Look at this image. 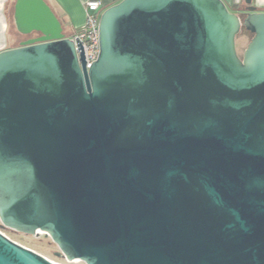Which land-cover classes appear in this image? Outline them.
Listing matches in <instances>:
<instances>
[{"label":"water","instance_id":"1","mask_svg":"<svg viewBox=\"0 0 264 264\" xmlns=\"http://www.w3.org/2000/svg\"><path fill=\"white\" fill-rule=\"evenodd\" d=\"M245 4L122 0L87 70L16 0L39 37L0 52V264H54L4 229L69 262L264 264V12Z\"/></svg>","mask_w":264,"mask_h":264},{"label":"crops","instance_id":"2","mask_svg":"<svg viewBox=\"0 0 264 264\" xmlns=\"http://www.w3.org/2000/svg\"><path fill=\"white\" fill-rule=\"evenodd\" d=\"M52 11L58 21L62 33L72 38L83 26L85 22V4L89 1L100 3V11L111 7L122 0H42ZM226 7L234 12L232 8L240 6L246 7L245 0H222ZM251 6L257 12H264V0H250ZM16 0H0V52L20 47L26 41L39 37V34L20 33L14 23V8ZM12 17L15 33L10 31V13ZM28 38V39H27ZM248 40L247 36H244Z\"/></svg>","mask_w":264,"mask_h":264},{"label":"built area","instance_id":"3","mask_svg":"<svg viewBox=\"0 0 264 264\" xmlns=\"http://www.w3.org/2000/svg\"><path fill=\"white\" fill-rule=\"evenodd\" d=\"M100 3L97 1H89L85 4V22L82 28L71 38L74 43L77 57L79 51L76 43V38L80 42L84 58L85 68L88 70L95 62L99 55V20L101 16ZM5 235V234H4ZM50 261V260H49ZM54 264H60L51 261Z\"/></svg>","mask_w":264,"mask_h":264},{"label":"rangeland","instance_id":"4","mask_svg":"<svg viewBox=\"0 0 264 264\" xmlns=\"http://www.w3.org/2000/svg\"><path fill=\"white\" fill-rule=\"evenodd\" d=\"M10 25H11L10 31H12V33H15L11 13H10ZM248 41L249 40H246L244 36L239 35L237 43H236V49L239 55H241V52L243 50L242 47L246 45ZM5 235L11 240H13L14 242L30 250H33L34 252L42 255L43 257H45L46 259L50 261L60 263V264H84L79 260H74V261L69 262V261H66L65 259L56 257L55 254L56 252H58V248L49 238H43L42 236L34 237V236L24 235V234L13 232L7 229L5 231Z\"/></svg>","mask_w":264,"mask_h":264},{"label":"trees","instance_id":"5","mask_svg":"<svg viewBox=\"0 0 264 264\" xmlns=\"http://www.w3.org/2000/svg\"><path fill=\"white\" fill-rule=\"evenodd\" d=\"M232 9H233V10H242V9H244V8H242V7H240V6H235V7L232 8ZM5 231H6V229L1 230V232L4 233V234H5Z\"/></svg>","mask_w":264,"mask_h":264},{"label":"flooded vegetation","instance_id":"6","mask_svg":"<svg viewBox=\"0 0 264 264\" xmlns=\"http://www.w3.org/2000/svg\"><path fill=\"white\" fill-rule=\"evenodd\" d=\"M242 35H243V36H247L248 40H250V38H251V36H252L251 34H249V33L246 32V31H243V32H242ZM27 39H28V38H27Z\"/></svg>","mask_w":264,"mask_h":264}]
</instances>
